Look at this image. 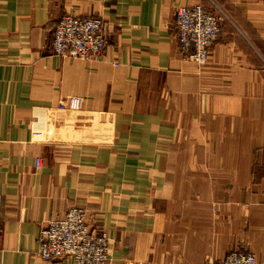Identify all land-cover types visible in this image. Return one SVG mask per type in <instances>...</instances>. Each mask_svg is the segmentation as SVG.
I'll return each instance as SVG.
<instances>
[{
    "label": "crops",
    "instance_id": "crops-1",
    "mask_svg": "<svg viewBox=\"0 0 264 264\" xmlns=\"http://www.w3.org/2000/svg\"><path fill=\"white\" fill-rule=\"evenodd\" d=\"M197 6L225 15L203 66ZM66 15L105 22L102 55L54 54ZM0 194V264H75L38 256L75 206L108 264H264V0H0Z\"/></svg>",
    "mask_w": 264,
    "mask_h": 264
},
{
    "label": "built area",
    "instance_id": "built-area-1",
    "mask_svg": "<svg viewBox=\"0 0 264 264\" xmlns=\"http://www.w3.org/2000/svg\"><path fill=\"white\" fill-rule=\"evenodd\" d=\"M105 22L64 16L56 25L52 48L62 58L89 61L98 58L107 44ZM177 39L180 50L197 65L209 60V48L217 40L219 21L203 7L181 8L176 13ZM83 101L70 98L60 105L63 111H79ZM40 162L38 163V166ZM0 194V209L2 207ZM43 235L46 242L39 246L43 261L71 258L75 264H108L110 239L104 231L91 232L86 212L72 207L61 219L50 221ZM210 264H258L251 254L231 253L224 260Z\"/></svg>",
    "mask_w": 264,
    "mask_h": 264
},
{
    "label": "rangeland",
    "instance_id": "rangeland-1",
    "mask_svg": "<svg viewBox=\"0 0 264 264\" xmlns=\"http://www.w3.org/2000/svg\"><path fill=\"white\" fill-rule=\"evenodd\" d=\"M206 11H208L211 15H213V16H215V17H217V19H218V21H219V33H220V27H221V25H222V23H223V21H224V18H225V15L222 13V12H220V11H217V10H206ZM218 37H219V34H218V36H217V39H218ZM217 41V40H216ZM215 41V42H216ZM215 42L212 44V46L215 44ZM212 46H210V48H209V56H210V50H211V48H212ZM231 253H238V252H236V251H233V252H231ZM231 253H229L228 255H230ZM239 253H241V252H239ZM245 254H250V253H245ZM227 255V256H228ZM251 255H253V254H251ZM226 256V257H227ZM254 256V255H253ZM225 257V258H226ZM254 258H255V260H256V257L254 256ZM224 260V259H223ZM256 262H257V260H256ZM258 263V262H257Z\"/></svg>",
    "mask_w": 264,
    "mask_h": 264
}]
</instances>
